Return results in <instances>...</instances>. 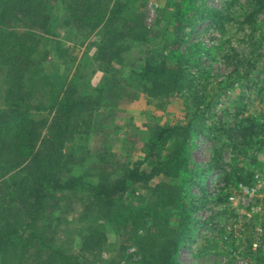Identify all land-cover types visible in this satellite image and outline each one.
Returning <instances> with one entry per match:
<instances>
[{
    "label": "rangeland",
    "instance_id": "1",
    "mask_svg": "<svg viewBox=\"0 0 264 264\" xmlns=\"http://www.w3.org/2000/svg\"><path fill=\"white\" fill-rule=\"evenodd\" d=\"M46 1L37 22L28 13L29 0L16 4L20 21L11 28L26 36L19 35L29 48L1 56L7 64L0 63V107L8 83L21 79L26 101L41 123L42 147L62 121L56 104L69 84L94 97L102 91L88 134L67 142L53 167L64 178L86 182L117 179L137 161L150 170L152 160L146 158L155 130L189 127L193 180L185 185L184 195L190 218L174 264H264V210L252 217V203H237L249 190L255 171L264 166V0H191V7L183 8L181 23L182 10L177 11L183 0H103L109 7L116 1L132 7L123 15L124 23L132 27L140 14L149 32L145 40L127 37L119 59L101 62L108 70L96 61L95 44L103 35L72 17L78 12L75 1ZM14 44L13 39L9 48ZM173 51L180 56L184 86L170 96L154 95L152 85L141 79L142 68L150 57ZM38 106L42 109L36 112ZM167 146L161 150L163 156ZM38 171L29 160L0 168V230L25 190L21 179ZM166 180L159 175L149 185H131L109 217L94 215L109 237L98 264H147L140 248L153 249L157 236L147 240V225L123 218L149 205L158 196L155 187ZM84 187L58 194L33 225L34 230L49 227L44 241L49 246L77 253L82 228L78 218L90 197ZM256 241L261 242L258 249L253 246ZM49 246L39 245L40 264H61L45 262Z\"/></svg>",
    "mask_w": 264,
    "mask_h": 264
},
{
    "label": "trees",
    "instance_id": "2",
    "mask_svg": "<svg viewBox=\"0 0 264 264\" xmlns=\"http://www.w3.org/2000/svg\"><path fill=\"white\" fill-rule=\"evenodd\" d=\"M20 1L0 0V63L2 64H7L6 59L1 57L2 54L17 53V49L20 53L23 47L29 48L19 37V35L26 36L11 28V25L20 21V18L15 16L16 4H20ZM74 1L79 13L76 11L72 17L83 20L85 27L98 30L97 35L100 32L103 35V37L100 35L101 41L98 44L96 42L95 45L97 46L96 61L104 70H108V66L101 62L106 61L110 64L115 59H119L126 50L123 41L127 37L147 39L149 32L143 25L142 15L135 16V24L132 27L124 23L126 18L124 19L123 15L132 10L127 4L116 1L112 7H109L107 4L103 5V0ZM190 3L191 0L181 2L177 11L182 10L178 18L179 23L185 17L186 10L183 8H190ZM28 4V13L34 18V22H37V18L47 6V1L29 0ZM131 18L132 16L129 19ZM8 29L10 31H6ZM26 35L27 39H25L29 40L31 35ZM13 39L16 44L10 49ZM174 52L170 55L162 53L159 56H152L142 68L141 79L146 84L152 85L150 90L154 95L164 93L170 96L184 86L180 56L179 53L176 55ZM10 79L8 74L7 83ZM20 82L21 79L20 81L16 79L14 84L8 83L6 101L0 107V168L14 167L29 160L40 171L28 173L23 181L22 179L20 181L25 190L14 200L7 216L8 222L0 230V264H40L39 245L42 243L43 247L49 246L44 242L49 239L47 235L49 227L47 230L45 228L34 230L33 225L38 223L50 202L58 197V194L80 186L87 188L90 197L78 218V224H81L82 228L78 235L77 253L67 252L58 245L49 246L51 252L45 262L59 260L61 264L102 263L109 237L100 218H94V215L109 217L115 208L122 205L124 194L131 185H149L159 175H164L167 180L155 187L158 196L146 207L127 212L123 219L127 223H140L144 227L147 225L149 228L147 240L157 236L158 243L153 249L140 248V251L144 250L143 257L147 264H174V257L181 245L180 238L185 234L190 218L184 187L188 181L193 180L189 168L188 146L191 129L181 125L157 128L146 158L152 160L150 170L143 168L144 161H137L132 166H126L123 175L112 181L96 183L83 181L81 177L64 178L53 168L57 164L55 160L60 161L59 152L66 147L67 142H73L88 134L93 113L100 105L102 91L94 97L89 93H79L73 84H69L62 99L56 104L62 121L51 130L47 143L44 142L42 147H39L41 123L26 101L27 96L22 85L25 83ZM38 109L42 107L38 106L36 112ZM166 144L168 146L163 156L161 150ZM44 146L46 148L43 150Z\"/></svg>",
    "mask_w": 264,
    "mask_h": 264
},
{
    "label": "built area",
    "instance_id": "3",
    "mask_svg": "<svg viewBox=\"0 0 264 264\" xmlns=\"http://www.w3.org/2000/svg\"><path fill=\"white\" fill-rule=\"evenodd\" d=\"M237 203L241 206L251 204L252 203V211L251 216L256 217L259 214L263 213L264 210V166L263 168H258L255 171V174L252 178V183L249 187V190L241 196L237 200ZM258 231H262V229L258 228ZM255 249L261 247V242L256 241L253 244Z\"/></svg>",
    "mask_w": 264,
    "mask_h": 264
}]
</instances>
